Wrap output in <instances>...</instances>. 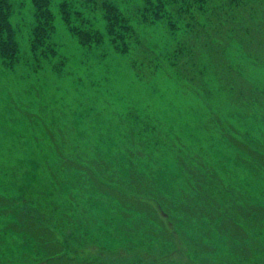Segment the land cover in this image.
<instances>
[{
    "label": "rangeland",
    "instance_id": "1",
    "mask_svg": "<svg viewBox=\"0 0 264 264\" xmlns=\"http://www.w3.org/2000/svg\"><path fill=\"white\" fill-rule=\"evenodd\" d=\"M151 1L50 0L48 30L34 0H9L18 50L0 51V264L45 261L12 229L19 209L94 264H264V165L227 136L264 156V57Z\"/></svg>",
    "mask_w": 264,
    "mask_h": 264
},
{
    "label": "trees",
    "instance_id": "2",
    "mask_svg": "<svg viewBox=\"0 0 264 264\" xmlns=\"http://www.w3.org/2000/svg\"><path fill=\"white\" fill-rule=\"evenodd\" d=\"M49 2L50 0H34V6L37 15L40 16L38 19L47 22L45 23L46 28L51 30L53 26L51 24L52 14ZM147 2L152 1L147 0ZM167 2H176L178 11L181 12L179 13L180 17L185 20L184 26L186 28L194 27L200 16H203L206 22L211 21L207 24L208 28L215 24L217 32V26H219L223 28L224 35L231 34L234 38L242 40L246 47L245 53L256 60H260L262 56L264 57V0H188V5L184 6V1H181L180 4L179 0H156V5L160 9H164L165 7L162 4ZM256 4H260L263 7ZM9 5V0H0V51L7 58L14 57L18 50L17 43L13 38L15 35L14 30L8 20ZM145 5L148 7L150 4ZM226 6L227 12L226 17H224ZM191 9H196V12L192 13ZM189 16H193V18L189 20ZM168 22H170L172 31L178 29V21L173 19L168 20ZM40 29H42L41 26L36 28L37 35H44ZM44 30L46 29L44 28ZM33 41L35 40L33 39ZM227 136L232 143L248 152L264 165V156L262 154L251 149L247 144L228 132ZM98 187L101 192L117 197L124 204H130L135 211L146 214L156 223L163 224L160 214L149 203L133 199L128 194L112 186L99 184ZM16 216L18 223L12 224V229L14 231H25L30 237L39 242L42 251L45 253V261L42 264H94L93 261L77 260L75 257L69 256L64 243L55 236L51 228L45 226L34 214L28 213L24 209H19ZM229 221L233 234L246 237L245 232L234 222L232 217H230Z\"/></svg>",
    "mask_w": 264,
    "mask_h": 264
}]
</instances>
